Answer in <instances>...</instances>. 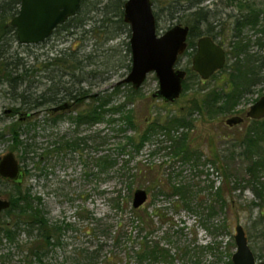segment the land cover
Returning <instances> with one entry per match:
<instances>
[{"label":"rangeland","instance_id":"obj_1","mask_svg":"<svg viewBox=\"0 0 264 264\" xmlns=\"http://www.w3.org/2000/svg\"><path fill=\"white\" fill-rule=\"evenodd\" d=\"M101 1L102 4L99 3ZM164 2L158 3V11L165 8L167 3ZM106 3L107 0H88L80 18L73 19L65 28L56 29L43 43L23 45L11 39L6 48L2 42L7 57L14 56V62H17L16 58L22 59L20 63L24 65L20 73L27 69L31 75L17 89L7 84L0 85V157L12 152L28 171L21 190L30 188L39 209L45 214L48 230L54 231L55 228L56 232L55 245L43 249L42 262H39L31 253L38 247V232L34 230L30 234L27 227L18 228L14 218L11 226L17 227L16 234L14 239H9L3 232V228L9 227L7 218L2 216L0 264H137L134 250L142 237L146 238L149 246L157 243L175 258L171 263L160 259L146 264H227L224 248L231 242L232 253L236 251L235 228L238 224L244 227L254 253L264 256V223L259 219L261 209L252 203L256 201L263 205L264 201L256 197L254 188L259 186L248 172L250 160L240 155L241 142L247 131L254 127L246 114L250 106L264 96V70L261 82L251 93L240 98L231 113L212 116L195 111L192 115V127L183 132L190 138V148L198 151L200 158L187 162L176 158L168 136L161 131L140 150L128 147L123 153L118 149L127 144L128 136L138 137L155 119L187 111L195 100L203 99L213 89L224 88L228 93L229 70L224 68L214 77L202 80L192 71L196 50L188 49L190 55L185 54L177 64V69L185 70L187 76L184 81L186 88L176 102L166 103L162 98L153 97L159 89L158 79L153 73L139 89L140 95L135 102H130L127 109L134 111L137 130L122 122L121 114L108 118L104 123L77 127L72 118L86 110V105L93 103L94 96L110 93L115 86H120L122 95L115 102L120 104L125 102L123 92L129 90L128 85L119 83L127 78L132 67L131 29L129 26L130 32L121 29L117 33L116 24L96 9ZM202 6L210 10V24L215 19L222 24L219 28L222 34L217 41L223 43L227 54L230 51L235 53L232 44L236 40H245L250 44L252 54L264 56V50L256 44L264 36L251 26L243 25L255 10L261 11L256 28H263L264 0H206ZM162 14L158 21V34L179 25L177 20L169 21L168 12ZM110 16L118 22L119 17ZM180 25L185 26L184 23ZM201 25L206 28L205 24ZM236 35L239 40L234 37ZM55 58L61 61L55 63ZM232 58L235 62L234 56ZM233 61H227V68ZM50 90H60L61 97L72 92L73 96L82 98V102L78 103L75 112L63 113L54 124L48 110L76 97L68 96L59 103L33 110L16 99L18 94L25 93L31 105ZM80 93L83 94L79 96ZM22 106L25 115L34 112L35 115L21 121L18 115L9 114L8 111ZM234 116L245 120L230 127L226 121ZM27 124L31 131L20 139L25 143L31 142L34 149L26 155L21 149L14 150L12 131L19 126L25 129ZM31 137L34 139L26 140ZM79 138H88L82 150L78 151L79 148L71 145L61 149L63 144ZM53 147L56 152L47 155V149ZM217 155L227 169L232 194L226 193L228 201L223 213L220 205H216L218 214L211 218L209 208L215 203L210 196V186L213 182L215 187L224 184L217 169ZM41 157L46 160L40 161ZM103 157H110L113 166L106 170L98 167L97 161ZM124 167L128 170L123 171ZM127 171L136 176L127 179L123 175ZM261 177V182H264V173ZM171 183L182 184L191 191L185 194L192 202L191 209L183 205L179 196L169 193ZM0 188L5 195L14 192L10 184H1ZM138 189L146 190L148 199L141 208L135 209L133 199ZM138 216H142L143 221L145 218L147 223L141 225ZM214 224H226L228 229L216 230ZM188 246L191 255L186 256L185 247Z\"/></svg>","mask_w":264,"mask_h":264},{"label":"trees","instance_id":"obj_2","mask_svg":"<svg viewBox=\"0 0 264 264\" xmlns=\"http://www.w3.org/2000/svg\"><path fill=\"white\" fill-rule=\"evenodd\" d=\"M154 14L157 19V23L160 20L162 13L164 11L168 12L167 15L169 21L177 22L180 24L184 23L185 26H188L190 29L189 37H188V49H197V41L199 38L203 36H210L214 40L218 38L222 34L221 23L215 19L210 24V10L203 7L202 4L206 0H171L169 2L165 0H152ZM162 1L167 3L165 8H161L158 11V3ZM88 0H83L80 10L77 15L70 18L65 24L59 26L58 28L67 27L73 19L80 18L83 14V8L86 5ZM103 1L99 2L102 4ZM126 0H107V3L101 7H96V9L104 14L105 17L108 18V21H112V24H116V31L119 33L122 30H129V25L124 21V4ZM185 2L186 4H182ZM21 5V0H0V85H9L12 89H17L20 84L27 81V78L30 77L31 73L29 70L24 69L22 73H20V69L24 64H21L20 61L22 59L16 58L14 62V56H6L3 50V43L5 42V47L7 48L11 39L13 41H18L16 29L11 25V20L19 13ZM195 9V10H194ZM194 10V11H193ZM261 11L252 10L249 15V19L243 23L245 26H251L256 30L258 34H262L264 36V26L261 29H257L259 23V16ZM86 15L89 14L85 13ZM114 14L113 17H119L118 22H115L112 19V16L109 15ZM205 24L206 28L204 29L201 24ZM81 23L77 24L78 26ZM75 26V27H78ZM74 27V26H73ZM57 28V29H58ZM240 32L242 27L239 29ZM238 34H241V33ZM238 40L240 37L238 35L234 36ZM3 42V43H2ZM222 43V42H221ZM223 44V43H222ZM256 44L264 50V38H259L256 41ZM250 44L245 42V40L235 41L232 44V48L234 47L235 53L230 51L228 55L230 58H227V61H233L234 56L235 62L230 64V67L227 68V62L224 68L229 70L227 85L230 88L228 93L225 92V89L215 90L213 89L210 92H207L203 99L195 100L193 102V107L189 108L187 111H181L179 114L168 115L166 117H159L155 119L151 124L143 130L138 137L128 136L127 144L121 145L119 147V151L125 153L128 147H133L137 151L140 150L144 144L151 140L152 136L159 131L165 132L171 142V149L176 158H180L184 162L195 160L196 158H200V153L198 151L192 150L190 148V138L189 136L183 132L192 127V115H194L195 111L200 114L206 113L207 115L217 116V115H227L235 110V106L239 102L240 98L245 96L246 94L251 93L254 87H256L260 82L261 73L264 70V56H256L250 52ZM5 48V49H6ZM7 51V49H6ZM185 54L190 55V52L187 50ZM55 63L61 61L58 58L53 59ZM223 68V69H224ZM128 85V84H126ZM129 90L123 92V96L125 98V102L117 104V97L122 95V89L120 86H115L112 92L102 94L101 96L93 97V103H89L86 110L81 111L80 114L76 117V122L79 126L83 124L90 125L95 123H104L108 121V118H111L114 115L121 114L122 122L126 125L131 126L133 129L137 130L135 126V117L134 111L132 109H127L130 102L134 103L136 98L140 95L139 90H134L131 85H128ZM186 86H184L185 90ZM61 90V89H60ZM59 90V91H60ZM59 91L53 92L52 90L49 93L43 94L39 97L38 100L32 102L31 105L28 104L26 100V94L21 93L17 95V101H22V105L24 107H28V109H37L44 107L51 103H59L60 100L66 99V97L70 96L72 99L77 96H73L72 92H68V94H64L65 96H59ZM85 93V92H83ZM83 93H80L82 95ZM116 100V101H115ZM258 100V99H257ZM256 100V101H257ZM22 106L21 109H24ZM186 112V113H185ZM118 121V120H117ZM113 122L110 121V123ZM254 127L249 129L246 133L244 140L241 142L240 148L242 151L240 155L243 158H248L250 160V164L248 166V172L251 174V177L256 185L259 187H255L254 191L256 192V197L260 198L264 201V182H261V175L264 173V119L263 120H251ZM31 131V127L29 124L25 127V129L19 126L17 130L12 131V139L14 142V150L17 151L21 149L26 155L31 153V150L34 149L31 142L25 143L20 138L24 133H29ZM183 132V133H180ZM3 137L4 134H1ZM33 140L32 138H27L26 140ZM88 138L82 139L79 138L75 142H70L68 144H63L61 149H64L66 146L76 148H80L83 145L87 144ZM60 150V148H57ZM47 155L52 154V150L50 148L47 149ZM23 159V158H22ZM109 159V160H108ZM46 160L45 157H41L40 161ZM216 163L218 164V171L223 177L224 184L219 187H215V183L213 182L210 186V196L212 197V201L214 204L210 205V217L213 218L218 214V210L220 209L221 213L226 208L227 194H232L231 188H229L230 177L227 173L226 167L221 164V158L219 155L216 156ZM24 161V159H23ZM215 163V162H214ZM97 166L102 168L103 170L108 169L113 166V161L111 158L103 157L97 161ZM124 170H128L125 167L122 168ZM121 169V173L122 172ZM128 174V176H127ZM127 174H123L127 179H131L135 174H131L130 171H127ZM26 176H28V171L26 170ZM179 183H171L170 189L168 190L172 196H179L182 199L183 205L187 209H191L192 202L186 198V195L191 193V191ZM21 186H17V189H20ZM228 188V189H227ZM163 191H161L162 193ZM186 194V195H185ZM19 197H15L11 195L12 198V207L8 212H17L19 220L16 222V226L22 228V226L27 227L28 233H34V230H38L37 240L38 247L33 250L31 253L34 254L39 262H42V257L44 255L43 249L54 246L55 245V232L48 230V224L45 220V214L42 210L39 209V204L37 203L36 197H34L31 193L30 188L26 190H22V192L17 195ZM40 203V201H39ZM253 205L260 207L261 212L259 219H261L264 223V204L259 205L258 202L253 201ZM216 205H220L219 209ZM177 207V206H176ZM42 212V213H41ZM138 220L141 221V225L146 224L147 222L143 221L142 216H138ZM16 227V228H17ZM228 226L226 224L223 225H213V228L216 230H227ZM15 228V229H16ZM226 228V229H225ZM14 227H6L3 228V232L6 233V237L9 239H14L16 230ZM2 230V229H0ZM230 233V232H229ZM2 237L0 236V241ZM232 243H228L225 248L223 255L227 258V264L232 263ZM47 250V249H45ZM35 251V253H34ZM189 246L185 247L186 256L190 254ZM134 258L137 264H146V262L150 261H158L163 259L169 263L175 260L174 256L166 249H161L159 244L155 243L153 246H149L146 238L142 237L141 242L138 247L134 250ZM33 255V256H34ZM191 255V254H190ZM256 255V254H255ZM263 255H256V258L259 260L263 259Z\"/></svg>","mask_w":264,"mask_h":264},{"label":"water","instance_id":"obj_3","mask_svg":"<svg viewBox=\"0 0 264 264\" xmlns=\"http://www.w3.org/2000/svg\"><path fill=\"white\" fill-rule=\"evenodd\" d=\"M83 0H21L19 13L11 20L16 29L17 39L23 45H37L45 42L55 30L77 15ZM124 21L130 26V47L132 67L127 78L119 84H129L139 90L149 74H155L159 89L153 97L162 98L166 103L176 102L184 91L185 70L177 69L180 58L188 48L190 29L175 25L163 34H158V23L152 0H127L124 4ZM226 52L210 36L197 40V51L192 60V70L202 80H208L214 73L224 68ZM70 104L53 108V111L66 110ZM246 117L251 120L264 119V96L250 106ZM244 118L234 116L227 119L230 127L242 124ZM0 176L20 181L24 172L15 154L10 152L0 158ZM148 199L146 190L138 189L134 194L133 207L141 208ZM10 206L0 198V213ZM236 251L232 254L233 264H264L252 250L244 227L235 228Z\"/></svg>","mask_w":264,"mask_h":264},{"label":"flooded vegetation","instance_id":"obj_4","mask_svg":"<svg viewBox=\"0 0 264 264\" xmlns=\"http://www.w3.org/2000/svg\"><path fill=\"white\" fill-rule=\"evenodd\" d=\"M212 38V37H211ZM213 39V38H212ZM214 40V39H213ZM215 41V43L216 44H218V45H220V46H222L223 48H224V45L222 44V43H220V42H218L217 41V39L216 40H214ZM224 50H225V52H226V62H227V57H228V54H227V51H226V49L224 48ZM196 51H197V49H196ZM196 51H195V53H196ZM195 53H194V55H195ZM194 55H193V57H194ZM192 60H193V58H192ZM225 65H226V63H225ZM225 67V66H224ZM222 70V69H221ZM221 70H219V71H217L216 73H214L213 75H212V77H214L218 72H220ZM193 71V70H192ZM193 72H195V71H193ZM196 74H198L197 72H195ZM199 75V74H198ZM187 76V75H186ZM211 77V78H212ZM201 78V77H200ZM204 81H206V80H204ZM81 103L82 102V98H80V97H78V98H74V100H71V102H63L62 104H58V105H56L55 107H59V106H62V105H64V104H70V108H68V109H66V110H60V111H57V112H55V111H53V108H55V107H51L48 111H49V117H50V119H51V122H54V124H55V120H57V119H59V118H61L62 116L61 115H63V113H68V112H72V111H76V109L78 108V103ZM80 105V104H79ZM23 109H21V107H19V108H17V109H13V110H10V111H8L9 112V114L10 113H12L11 115L13 116H16V115H18L19 116V119L21 120V121H23L24 119H26L27 117H29V116H33V115H35V112L34 113H31L30 115H25V113H23V111H22ZM8 112H6V113H8ZM25 116V117H24ZM77 116H78V114H77ZM76 118H72V120H75ZM75 123H76V126L78 127V124H77V122H76V120H75ZM95 124H97V123H95ZM83 125H86V124H83ZM91 125H93V124H90V125H88V126H91ZM52 149V154L53 153H55L56 152V148H51ZM79 150H82V147H80L79 149H78V151ZM7 155V154H6ZM4 156H2V157H0V158H3ZM16 157V156H15ZM16 159H17V157H16ZM18 160V159H17ZM18 162H19V160H18ZM19 164H20V166H21V169L23 170V172H24V177H23V179H21L20 181H14V180H10V179H8V178H3V177H1L0 176V185L1 184H10V185H12V187H13V190H14V192L13 193H10L9 195H5L4 193H2L1 192V188H0V198H1V200L2 201H8L9 203H10V206L8 207V208H6V209H3L2 211H1V213H0V218L2 217V216H5V218H7V221H6V223H7V225L9 226V227H11V225H12V222H11V220H14V218H16V222H17V220H18V213L17 212H14V211H12V212H8V210H10V208L12 207V198H11V195H13V196H15V197H19V196H17V195H19V193L20 192H22V187H23V184H24V180H25V178H26V170L22 167V164L19 162ZM17 186H21L20 187V189H17ZM37 199V198H36ZM2 221V219H0V222ZM16 224V223H15ZM35 231H37L38 232V230H35Z\"/></svg>","mask_w":264,"mask_h":264}]
</instances>
